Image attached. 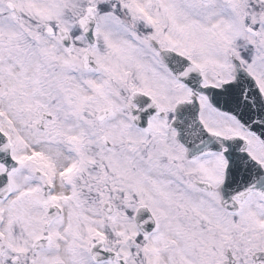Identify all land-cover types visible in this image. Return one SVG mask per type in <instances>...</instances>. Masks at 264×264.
<instances>
[{
    "label": "snow or ice",
    "instance_id": "snow-or-ice-1",
    "mask_svg": "<svg viewBox=\"0 0 264 264\" xmlns=\"http://www.w3.org/2000/svg\"><path fill=\"white\" fill-rule=\"evenodd\" d=\"M0 264H264V0H0Z\"/></svg>",
    "mask_w": 264,
    "mask_h": 264
}]
</instances>
